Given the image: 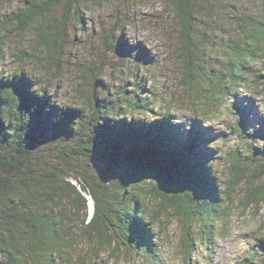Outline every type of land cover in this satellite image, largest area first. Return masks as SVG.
I'll return each instance as SVG.
<instances>
[{
	"label": "trees",
	"instance_id": "obj_1",
	"mask_svg": "<svg viewBox=\"0 0 264 264\" xmlns=\"http://www.w3.org/2000/svg\"><path fill=\"white\" fill-rule=\"evenodd\" d=\"M110 1L23 0L0 21V264H99L103 256L125 254L161 264L155 228L171 210L181 222L179 253L188 264L191 253L214 238V223L228 215L241 181L248 184L241 207L252 205L258 212L264 203V187L255 182L264 163L249 177L234 163L222 191L213 169L220 148L203 143L205 136L209 142L224 138L204 133L195 122L178 124L169 112L145 117L156 96L142 94L136 78L130 96L114 99L94 89L71 111L50 107L45 87L36 89L23 71L2 73L4 31L12 27L22 35L34 27V54L28 56L42 51L48 68L59 69L71 20L81 22L88 7ZM165 1L177 23L179 83L192 92L194 112L205 108L210 114L232 100L249 85V65L257 60L263 66L252 83L264 91L263 19L228 8V0ZM116 18L113 33L129 24L127 16ZM110 45L133 55L121 39ZM147 58L143 47L134 56L143 64ZM245 104L246 110L252 106ZM230 112L234 124L227 127L243 140L264 134L260 120V127L246 129L251 121L239 105L233 103ZM256 151L264 157L263 148ZM251 160L261 159L253 155ZM77 178L79 186L72 182ZM83 192L93 200L90 216Z\"/></svg>",
	"mask_w": 264,
	"mask_h": 264
},
{
	"label": "rangeland",
	"instance_id": "obj_2",
	"mask_svg": "<svg viewBox=\"0 0 264 264\" xmlns=\"http://www.w3.org/2000/svg\"><path fill=\"white\" fill-rule=\"evenodd\" d=\"M22 4L23 0H0V21L7 19ZM227 4L230 9H233L231 6H235L250 11L264 20V0H228ZM119 16H127L129 24L113 33L115 27L111 23ZM11 28L3 32V36H7L8 39L1 71L5 75L23 71L36 89L45 87L50 107L56 105L73 111L82 104L87 91L93 93L94 89L100 88L112 98L122 99L125 95L130 96L136 89L131 83L136 78L139 85L137 89L143 86L142 94L147 95L151 92L156 96V102L151 104L153 112L145 117L150 118L156 114L169 112L178 124L195 122V126L203 128L204 133L220 134L224 138L209 142L205 136L203 143L207 149L220 148L217 158L213 160V169L222 191L226 190L232 177L234 163L244 168L248 173L247 177L259 170L258 166L264 163V157L256 151L257 148L264 149V134L254 139L243 140L233 129L227 127L228 123L231 126L234 124V114L230 112L233 110V103L242 107L248 117L247 120L251 121L247 123L246 129L260 127L259 120L264 127V91L260 88L255 89L252 83L253 76L260 73L263 61L257 60L249 65L251 71L249 85L240 87L235 97L232 100H225L223 106H219V110L205 114V108H199L194 112L190 104L193 99L192 92L179 83L180 61L177 58L175 43L177 23L165 0L131 3L112 0L103 6L88 7V10L82 13L81 22L75 18L71 20L59 69L48 68L49 66L41 60L42 51L36 52L34 58L28 56L33 53L34 27L22 35H17ZM104 28L113 33L111 37L104 36L102 32ZM118 39L133 50L130 53L132 56L122 52L123 50L112 51L110 44ZM140 47L148 53L145 64L134 59ZM132 73H136V77ZM249 101L252 106L246 110L245 102ZM57 108L54 107L51 111ZM207 117L212 121L203 122ZM253 155L260 157L261 160L252 161ZM74 173L77 174L76 171ZM72 182L79 186V178ZM255 182L264 187V172L257 180L255 178ZM148 186L144 185L143 189L148 190ZM247 187L248 184L246 185L244 180L238 184L231 196L233 202L228 215L214 223V238L206 239L204 244L191 253L188 264H264V203L260 204L258 212L252 205L241 207L240 203ZM84 195L89 199L90 216L91 198L88 193ZM223 198L225 201V195ZM161 221L155 228L161 264H183V257L179 253L181 222L172 210L165 213ZM260 241L262 246H259ZM197 246L195 244V247ZM99 264L148 263L143 262L139 255L125 254L116 257L103 256Z\"/></svg>",
	"mask_w": 264,
	"mask_h": 264
},
{
	"label": "water",
	"instance_id": "obj_3",
	"mask_svg": "<svg viewBox=\"0 0 264 264\" xmlns=\"http://www.w3.org/2000/svg\"><path fill=\"white\" fill-rule=\"evenodd\" d=\"M90 208H91V210H93V200L91 199V201H90Z\"/></svg>",
	"mask_w": 264,
	"mask_h": 264
},
{
	"label": "bare ground",
	"instance_id": "obj_4",
	"mask_svg": "<svg viewBox=\"0 0 264 264\" xmlns=\"http://www.w3.org/2000/svg\"><path fill=\"white\" fill-rule=\"evenodd\" d=\"M91 204V203H90Z\"/></svg>",
	"mask_w": 264,
	"mask_h": 264
}]
</instances>
